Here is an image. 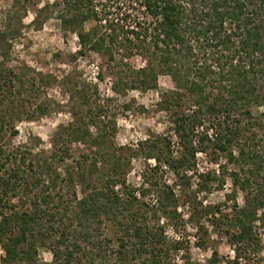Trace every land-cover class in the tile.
I'll list each match as a JSON object with an SVG mask.
<instances>
[{
	"label": "trees",
	"instance_id": "1",
	"mask_svg": "<svg viewBox=\"0 0 264 264\" xmlns=\"http://www.w3.org/2000/svg\"><path fill=\"white\" fill-rule=\"evenodd\" d=\"M35 1L10 0L0 27V143L16 135L14 122L58 108L44 93L54 78L9 64ZM36 11L31 26L54 16L75 35L71 60L90 53L103 61L114 95L155 90L167 78L155 107L174 145L157 137L114 149L110 100L68 90L70 122L53 134L47 157L0 145V264H174L181 241L167 231L202 233L201 249L207 227L232 251L222 263L212 252L207 264L254 256V224L264 230V0H50ZM75 146L86 150L74 156ZM197 154L216 168L198 172ZM135 159L145 164L138 187L125 179ZM225 178L232 205L222 214L224 204L200 195Z\"/></svg>",
	"mask_w": 264,
	"mask_h": 264
},
{
	"label": "rangeland",
	"instance_id": "2",
	"mask_svg": "<svg viewBox=\"0 0 264 264\" xmlns=\"http://www.w3.org/2000/svg\"><path fill=\"white\" fill-rule=\"evenodd\" d=\"M46 1L36 0L34 5L29 7L26 16L22 20L20 35L10 42V66L14 70L18 68L30 69L42 75H49L54 78V83L44 89L45 95L54 103L58 104L55 112L49 116L36 117L32 119L22 118L14 122L16 135L6 136L1 140L0 145L9 148H21L31 151L40 157H47L50 153L51 138L60 126L70 122L68 114V90L83 89L87 94L97 95L100 99H109V112L114 118L115 128L111 142L114 149L132 147L137 142L145 139L153 140L157 137L166 138L171 145H174V138L169 129V124L164 114L156 112L155 104L159 94L171 88L169 80L159 77L157 88L146 92L127 91L123 95H114L110 91L111 78L105 70L103 61L90 53L83 57L71 60L78 49L77 40L74 34L64 31L59 22L50 16L46 20H38L39 27L31 26L36 10ZM10 0H0V27L3 23L4 13L9 9ZM90 28V23L85 25ZM140 63L135 62L138 66ZM100 70V73H99ZM98 76L101 79L98 80ZM94 134V131H91ZM86 149L75 146L71 153L75 156ZM118 153V152H117ZM124 155L126 152H122ZM208 158L202 154L196 156V170L204 172L216 168L209 165ZM152 164V162L147 163ZM222 164V163H221ZM145 164L140 159L132 160L127 169L126 184L133 187L140 185V174ZM167 180H170L168 176ZM230 183L225 178L220 190L211 189L209 193L200 195L203 204L211 206L224 204L221 213L228 212L227 208L231 202L224 203V195L230 192ZM236 204L242 205V194L237 193ZM13 203L20 208L21 200ZM262 211L264 212V206ZM219 216V215H217ZM109 228V227H108ZM106 229V235L113 236L111 229ZM254 231L259 238L258 252L240 264H264V230L260 224H254ZM169 239L181 241L180 250L176 253L174 264H181L180 260L187 258L191 264H207L212 252L216 253L219 262H225L232 257V251L226 241V237L217 229L207 227V234L204 238L203 247L195 246L197 236L190 228L184 231L180 228L176 231H167ZM194 238V239H193ZM39 259L48 263L50 253L47 248L38 250Z\"/></svg>",
	"mask_w": 264,
	"mask_h": 264
},
{
	"label": "built area",
	"instance_id": "3",
	"mask_svg": "<svg viewBox=\"0 0 264 264\" xmlns=\"http://www.w3.org/2000/svg\"><path fill=\"white\" fill-rule=\"evenodd\" d=\"M4 257V253L2 251V249L0 248V260Z\"/></svg>",
	"mask_w": 264,
	"mask_h": 264
}]
</instances>
